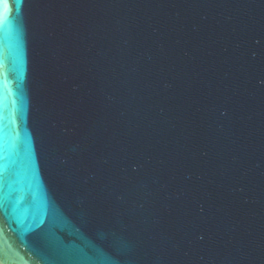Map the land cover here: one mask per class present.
I'll list each match as a JSON object with an SVG mask.
<instances>
[{"label": "water", "instance_id": "water-1", "mask_svg": "<svg viewBox=\"0 0 264 264\" xmlns=\"http://www.w3.org/2000/svg\"><path fill=\"white\" fill-rule=\"evenodd\" d=\"M0 264H264V0H0Z\"/></svg>", "mask_w": 264, "mask_h": 264}]
</instances>
